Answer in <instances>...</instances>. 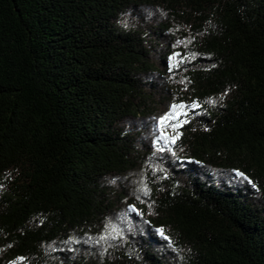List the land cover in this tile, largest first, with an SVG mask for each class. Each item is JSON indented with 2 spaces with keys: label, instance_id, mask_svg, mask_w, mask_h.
I'll return each mask as SVG.
<instances>
[{
  "label": "trees",
  "instance_id": "16d2710c",
  "mask_svg": "<svg viewBox=\"0 0 264 264\" xmlns=\"http://www.w3.org/2000/svg\"><path fill=\"white\" fill-rule=\"evenodd\" d=\"M0 264H264V0H0Z\"/></svg>",
  "mask_w": 264,
  "mask_h": 264
},
{
  "label": "snow or ice",
  "instance_id": "6c2138e0",
  "mask_svg": "<svg viewBox=\"0 0 264 264\" xmlns=\"http://www.w3.org/2000/svg\"><path fill=\"white\" fill-rule=\"evenodd\" d=\"M122 23H124V26H125V27H128V24H127L126 22H122ZM176 55H179V54H178V53L174 54V56H176ZM174 56H173V57H169V60L171 61V60L174 58ZM172 68H173V65H172V64H169V71H171ZM225 94H226V93H225ZM185 107H186V106L183 105L182 103H181V104H173V105H171V110L183 109V108H185ZM180 115H182V116H186V113L181 112ZM168 118H169V114L166 113L165 116L160 117V123L163 124ZM185 122H187V121L185 120ZM165 139L168 140V139H170V138L165 137ZM171 142L174 143V142H175V139H174V138H171ZM159 150H160V151H164L165 149H164V148H160ZM236 175L239 176V177H241L243 180L247 181V183L251 184L252 187H253L254 189L256 188V184H255L252 180H250L247 176H245L244 173L239 172V171L237 170V171H236ZM130 210H133V211H134V209H130ZM156 231L160 234V236H161L164 240H168V241H169V245H171V241H170L169 237H167V236L164 235L162 229H157ZM101 238L103 239V237H101ZM70 239H71V238H70ZM25 259H26L25 257H18V260H20V261H24Z\"/></svg>",
  "mask_w": 264,
  "mask_h": 264
}]
</instances>
